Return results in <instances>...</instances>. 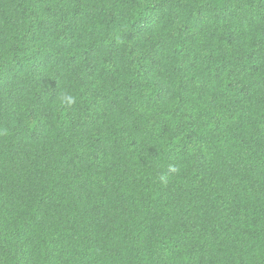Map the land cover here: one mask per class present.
Returning a JSON list of instances; mask_svg holds the SVG:
<instances>
[{"label":"trees","instance_id":"1","mask_svg":"<svg viewBox=\"0 0 264 264\" xmlns=\"http://www.w3.org/2000/svg\"><path fill=\"white\" fill-rule=\"evenodd\" d=\"M0 264H264V0H0Z\"/></svg>","mask_w":264,"mask_h":264}]
</instances>
